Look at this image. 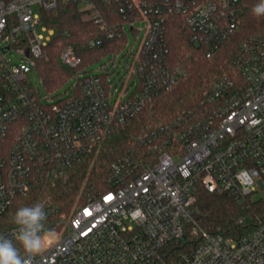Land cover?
<instances>
[{"label": "built area", "instance_id": "obj_1", "mask_svg": "<svg viewBox=\"0 0 264 264\" xmlns=\"http://www.w3.org/2000/svg\"><path fill=\"white\" fill-rule=\"evenodd\" d=\"M102 1L120 22H108L93 0H0V218L16 198L42 188L36 202L45 203L46 227L58 238L33 264H264V223L236 240L204 231L194 218L199 186L239 203L264 197L263 36L240 44L232 72L217 78L193 107L131 133L102 183L85 190L83 205L68 214L45 196L48 185L185 78L183 65L171 60L173 20L212 60L237 32L246 0ZM69 2L90 10L110 40L125 39L128 26L143 32L134 55L138 83L122 98L107 87L108 73L78 71L69 99L48 100L34 86L30 75L55 34L42 24V13ZM60 59L72 68L83 63L72 48ZM14 227L0 235L14 239ZM187 238L193 244L187 252L168 250Z\"/></svg>", "mask_w": 264, "mask_h": 264}, {"label": "trees", "instance_id": "obj_2", "mask_svg": "<svg viewBox=\"0 0 264 264\" xmlns=\"http://www.w3.org/2000/svg\"><path fill=\"white\" fill-rule=\"evenodd\" d=\"M93 1L108 22L121 21L118 17H113L114 7L102 0ZM258 2L259 0H246L241 4L237 32L212 60L206 59L199 48L191 43L190 35L182 24L173 20L168 31L171 60L172 63L178 62L186 67L190 74L189 78L180 82L171 93L157 97L153 102V110L146 109L138 118L105 141L97 161L91 168L92 156L71 169L66 177L57 180L54 185H48L44 190L45 196L56 203L62 211L69 213L82 190L76 206L83 205L86 202L85 190L102 183L109 173L111 164L124 155L131 133L145 125L157 126L168 122L177 114L193 107L195 101L203 95L201 93L204 85L230 72L233 58L244 40L251 36L264 37V16L256 17L252 14V8ZM90 14V10H83L81 5L75 2L61 3L54 11L42 13V24L55 31L46 48V58L40 61L36 68V74L48 92L59 91L78 71L124 50L126 41L108 39L106 33L90 18ZM98 38H102V44L92 47L90 42ZM67 48H72L76 55L82 58V65L72 68L62 63L60 56ZM40 190L42 188H37L29 197H18L14 200L9 210L0 218V234L14 226L10 222V217L16 208L20 205L34 204ZM196 196L195 221L201 229L212 235L239 240L251 236L264 223L263 196L249 197L239 203L230 194L209 193L200 186L196 190ZM192 246L190 239L187 238L183 242L170 245L168 250L171 249L172 254L178 256L190 250Z\"/></svg>", "mask_w": 264, "mask_h": 264}, {"label": "clouds", "instance_id": "obj_3", "mask_svg": "<svg viewBox=\"0 0 264 264\" xmlns=\"http://www.w3.org/2000/svg\"><path fill=\"white\" fill-rule=\"evenodd\" d=\"M252 14L264 16V0L254 5ZM46 221L44 202L18 206L10 217L15 226L14 239L0 235V264H33L34 257L42 254L58 238L54 230L46 227Z\"/></svg>", "mask_w": 264, "mask_h": 264}, {"label": "rangeland", "instance_id": "obj_4", "mask_svg": "<svg viewBox=\"0 0 264 264\" xmlns=\"http://www.w3.org/2000/svg\"><path fill=\"white\" fill-rule=\"evenodd\" d=\"M81 8L84 9L85 6L82 5ZM34 11L38 12V8L34 7ZM138 27H140V26L137 25V28ZM129 28H130L129 26L126 28L127 34H126V37L124 39L127 44H126L124 50L120 54L118 53V55H116V56H114V54H111L108 57L103 58L100 62L94 64L93 66H89V67L82 69V71H80V73H79V74H85V75H87V74L105 75L106 73H108L109 74L108 75L109 83H107V87L109 85L111 86L110 91L112 93H114L115 97L118 99L122 98L124 96V94H127L129 90L134 88V84L138 83V77L133 73L134 68H135L134 55H136V53L138 51V48L140 45V40L143 37V32H140V33L131 32ZM39 32H41V31H39ZM44 35H47V33H44ZM14 61L19 62L20 58L17 56L16 58H14ZM173 64H179V63L173 62ZM183 69H185L186 76L182 81H186L189 78L190 74L188 72V69H186V67L183 66ZM229 70H230L229 73H231L232 68ZM132 74H134V75H132ZM30 78L32 79L35 87L39 86L40 92H41L43 98L49 97L48 100L57 101V100H59V96H61V95H63L62 97L64 99H69L74 95L73 90H71V88H72L73 84L76 82V78H74L73 81L69 82L65 87H63L60 91H58L57 93H55L53 95H49V92L45 89L43 83L40 81L37 74L30 75ZM215 79L216 78L212 79L208 84L203 86L204 89H203V92L201 93V95L210 87V85L215 81ZM182 81H180V82H182ZM114 100H115V98H114ZM197 101H195V102H197ZM153 107H154V104H152V106L149 107L148 110L149 111L153 110ZM102 146L103 145H101L97 149V152L94 153V155H92V159L90 161V168L97 161V157L99 155V152H100ZM76 167H74V168H76ZM69 172L67 174H69ZM82 193H83V191L81 190L78 197L76 198L75 205H73V207L69 213H72L78 207L76 205L78 204Z\"/></svg>", "mask_w": 264, "mask_h": 264}]
</instances>
